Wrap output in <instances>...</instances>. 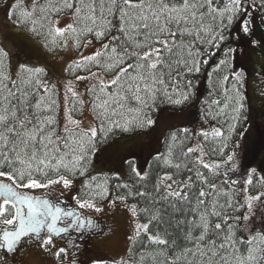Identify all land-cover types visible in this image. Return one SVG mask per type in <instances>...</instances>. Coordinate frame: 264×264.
Masks as SVG:
<instances>
[{"label":"snow or ice","instance_id":"6c2138e0","mask_svg":"<svg viewBox=\"0 0 264 264\" xmlns=\"http://www.w3.org/2000/svg\"><path fill=\"white\" fill-rule=\"evenodd\" d=\"M0 14L36 52L0 39V264L26 250L23 264H264V112L248 96L264 98V0H0ZM69 52L53 79L47 60ZM117 205L123 250L86 255Z\"/></svg>","mask_w":264,"mask_h":264},{"label":"rangeland","instance_id":"374dc122","mask_svg":"<svg viewBox=\"0 0 264 264\" xmlns=\"http://www.w3.org/2000/svg\"><path fill=\"white\" fill-rule=\"evenodd\" d=\"M5 20L2 14H0V39H3V34L5 31H7L10 40H4L5 45L11 49L12 48V42L18 41L21 39L20 35L17 34L14 30L11 29V25H8L7 28H5ZM24 43L23 46H27L28 48H31L33 51V54L35 55V46L27 39H21ZM91 51V48L85 50V54H88ZM74 53H66L63 55L62 59H51L49 58L47 60V63L49 65V74L53 77V79L61 78L64 75L63 68L71 58H74ZM264 62V58L253 56V70H258L259 63ZM254 75V71H253ZM79 90L83 91V84L79 86ZM248 94H249V101L251 108L254 110V112H264V98H261L258 92H253L252 86L250 85L248 88ZM187 111V110H185ZM187 113H184V119L190 120L194 118V115L191 117L187 116ZM173 122H176L173 120ZM257 122H260V118L257 116ZM254 129V130H253ZM255 131V128L249 129V134L251 135ZM158 138H160V131L154 132L151 137H141L137 141L138 143H151L154 145L157 143ZM264 155V154H262ZM261 157L257 158V162L254 166H257L259 164V160ZM98 219L101 221V223L107 228L112 227L114 229L113 232L108 233L106 236H99L95 238H91V243L87 244V253L86 255H104V256H116L121 253L123 250V242L125 234L129 231V216L124 211L122 206L117 205L114 209H109L106 211L105 214H101ZM31 254H28L27 260L30 258ZM86 255H81L79 259L83 261L86 258ZM40 264H51L50 261H41Z\"/></svg>","mask_w":264,"mask_h":264},{"label":"trees","instance_id":"16d2710c","mask_svg":"<svg viewBox=\"0 0 264 264\" xmlns=\"http://www.w3.org/2000/svg\"><path fill=\"white\" fill-rule=\"evenodd\" d=\"M17 42V44L18 45H21V46H23L24 45V43L22 42V40L21 39H19L18 41H16ZM248 96H249V94H248ZM249 103H250V101H249ZM185 110H187V111H185V113H187L188 115V117H191V116H193V114H194V112H195V109L194 108H187V109H185ZM255 113V112H254ZM256 113H262V112H256ZM259 117V116H258ZM254 130V129H253ZM256 135H257V133H256V130L250 135L251 136V138L254 140L255 138H256ZM143 144H148V141H147V143H143ZM153 145H154V143H153ZM144 155L146 156L147 155V149H145V152H144ZM88 247V246H87Z\"/></svg>","mask_w":264,"mask_h":264},{"label":"flooded vegetation","instance_id":"af4514ba","mask_svg":"<svg viewBox=\"0 0 264 264\" xmlns=\"http://www.w3.org/2000/svg\"><path fill=\"white\" fill-rule=\"evenodd\" d=\"M91 240L92 239H90L88 243H91ZM28 254H30V252L28 250H26L23 254H21V256H18L17 257V264H23V262L27 260ZM70 257H71V253H70Z\"/></svg>","mask_w":264,"mask_h":264}]
</instances>
